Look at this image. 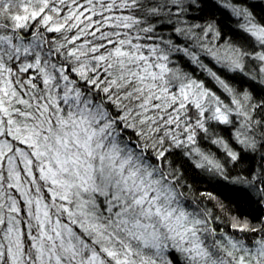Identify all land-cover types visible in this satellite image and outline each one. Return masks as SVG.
I'll use <instances>...</instances> for the list:
<instances>
[{"label": "snow or ice", "instance_id": "snow-or-ice-1", "mask_svg": "<svg viewBox=\"0 0 264 264\" xmlns=\"http://www.w3.org/2000/svg\"><path fill=\"white\" fill-rule=\"evenodd\" d=\"M0 264H264V0H0Z\"/></svg>", "mask_w": 264, "mask_h": 264}]
</instances>
